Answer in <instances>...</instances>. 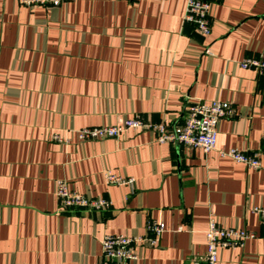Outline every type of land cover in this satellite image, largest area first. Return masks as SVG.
I'll list each match as a JSON object with an SVG mask.
<instances>
[{"label": "crops", "instance_id": "crops-1", "mask_svg": "<svg viewBox=\"0 0 264 264\" xmlns=\"http://www.w3.org/2000/svg\"><path fill=\"white\" fill-rule=\"evenodd\" d=\"M186 0H0V264H95L109 233L144 235L134 264H204L211 214L255 232L217 264H264V0H218L212 29L185 21ZM231 100L218 148L259 152L261 168L218 149L159 141L151 128L78 140L76 128L141 114L173 126L191 100ZM66 138L60 142L53 134ZM112 169L132 177L109 183ZM58 179L102 210L63 209ZM181 226V229L179 227Z\"/></svg>", "mask_w": 264, "mask_h": 264}, {"label": "built area", "instance_id": "built-area-1", "mask_svg": "<svg viewBox=\"0 0 264 264\" xmlns=\"http://www.w3.org/2000/svg\"><path fill=\"white\" fill-rule=\"evenodd\" d=\"M27 5L39 3L59 5L64 0H19ZM218 0H186L184 12L185 21L193 23L203 34H209L212 29L211 7ZM243 68H256L264 74V57L248 56L241 61ZM234 106L231 100L216 99L211 102L191 100L187 103L185 116L179 124L168 126L164 122L146 120L141 114L125 117L119 123H105L100 125L84 126L76 128L74 135L78 140L100 139L104 137H118L125 130L138 127H151L156 131L159 141L178 142L189 146L202 148L206 153L218 149L222 156L244 162L248 167L261 168L263 165L259 152L244 151L236 147L218 148V126L222 118L232 115ZM53 138L60 142L67 139L59 134H53ZM264 145V135H263ZM105 178L109 183L131 184L132 177L123 176L112 169L105 171ZM56 194L63 209L83 208L89 210H102L112 206V200L105 196H90L80 193L69 186L66 179H58ZM264 217V206L253 208ZM147 232L144 235H132L127 233H109L102 240V253L95 264H134L139 258L137 248L149 243L156 245L161 234L166 230L163 221L149 220L146 225ZM181 229V226L179 227ZM253 231L235 226L221 224L214 214L210 215L206 229V251L202 256L204 264H217L220 258V250L226 247H238L244 245L248 238L255 237ZM194 264H200L194 261Z\"/></svg>", "mask_w": 264, "mask_h": 264}]
</instances>
